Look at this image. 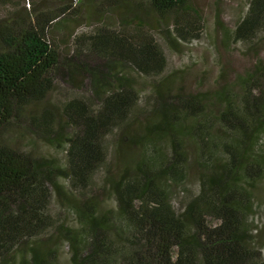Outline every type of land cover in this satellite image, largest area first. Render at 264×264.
<instances>
[{"label":"trees","instance_id":"16d2710c","mask_svg":"<svg viewBox=\"0 0 264 264\" xmlns=\"http://www.w3.org/2000/svg\"><path fill=\"white\" fill-rule=\"evenodd\" d=\"M92 2L103 9L89 17L117 11L124 33L98 27L62 52L51 29ZM149 17L174 41L201 33L190 0H41L0 18V133L45 96L53 69L69 82L90 76V94L62 105L67 135L51 113L38 123L61 137L62 163L0 138V264H264L251 218L264 180V60L233 86L191 92L164 73ZM263 31L264 0H247L224 40L250 49ZM125 69L152 81L143 96Z\"/></svg>","mask_w":264,"mask_h":264},{"label":"rangeland","instance_id":"374dc122","mask_svg":"<svg viewBox=\"0 0 264 264\" xmlns=\"http://www.w3.org/2000/svg\"><path fill=\"white\" fill-rule=\"evenodd\" d=\"M39 1L41 0H11L7 4L0 2V18L5 21L13 8H21L22 5L30 8ZM54 1L57 0H43V4L50 5ZM190 1L201 15L202 29L198 37L174 41L171 39V35L166 34L164 25L155 24L157 20L149 17L152 24L151 33L165 56L164 73L170 71L175 73L180 85L191 92L213 91L223 86L235 85L239 77L249 72L258 59L264 60V35L260 41H257L256 46L250 49L241 41L227 42L224 40V32L234 28L236 20L246 8L247 0ZM78 5L79 1H73V6L78 8ZM94 7L103 9L102 5H95L94 2L89 7L80 4V11L76 17L67 16L61 20L58 26L51 29L50 37L60 45L62 52L69 51L71 54L75 46L74 39L77 36L87 39L90 34L97 32L98 27L106 26L110 30L116 29L124 33L119 25L120 17L117 11L105 10L101 13L100 18L89 17L88 15L94 12ZM65 59L69 60L71 64L77 65L76 62L80 60L84 63H92L95 61L93 60L95 56L93 53H83L79 57L80 60L77 58L74 60ZM124 71L125 74L132 76L134 85L140 90V96H143L148 89V82L152 81H148L135 69H125ZM51 78L52 86L45 96L22 106L18 110L16 118L4 126L0 138L4 143L13 144L21 150L28 149L35 156L55 158L62 163L64 147L61 148L58 145L61 137H56L55 131H48L38 123L43 114L51 113L57 128H63V134L67 135L70 129L64 123L65 120L61 114L62 105L70 99H84L87 94H90V76L76 70L73 82H69L58 68L53 69ZM107 138L108 136H105L106 140ZM101 174L102 168L99 167L94 174L96 182ZM58 181L66 185L64 177H58ZM48 208L51 215L58 216L57 204L54 199ZM251 218L254 220V224L260 228L259 247L264 255V180L259 184L258 199L254 201V212L251 214ZM66 248V245L61 247L59 259L67 258Z\"/></svg>","mask_w":264,"mask_h":264}]
</instances>
